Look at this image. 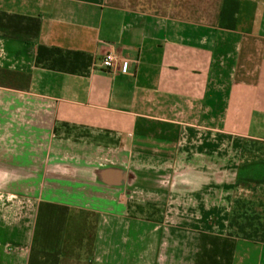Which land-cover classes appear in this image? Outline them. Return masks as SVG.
<instances>
[{
	"label": "crops",
	"instance_id": "crops-1",
	"mask_svg": "<svg viewBox=\"0 0 264 264\" xmlns=\"http://www.w3.org/2000/svg\"><path fill=\"white\" fill-rule=\"evenodd\" d=\"M79 212L90 264H264V0H0V264Z\"/></svg>",
	"mask_w": 264,
	"mask_h": 264
},
{
	"label": "rangeland",
	"instance_id": "rangeland-1",
	"mask_svg": "<svg viewBox=\"0 0 264 264\" xmlns=\"http://www.w3.org/2000/svg\"><path fill=\"white\" fill-rule=\"evenodd\" d=\"M117 57L119 65L122 61L120 56L117 55ZM152 75V73L147 72V79H152ZM187 123L192 124L191 122H185L181 120L171 124L152 119L143 122V125L149 130H157L158 128L164 127L169 130L172 129L176 133L174 138L175 140L173 142L178 145H184L186 129L191 127L193 129L202 127L201 121L193 122V126L191 127L187 126ZM164 124H167V126ZM171 125L174 128H171ZM151 139L154 140L155 137H151ZM101 158V155H99V162L102 161ZM95 223L96 217L91 213L79 212L74 215L65 249L64 264H90L93 253Z\"/></svg>",
	"mask_w": 264,
	"mask_h": 264
},
{
	"label": "built area",
	"instance_id": "built-area-1",
	"mask_svg": "<svg viewBox=\"0 0 264 264\" xmlns=\"http://www.w3.org/2000/svg\"><path fill=\"white\" fill-rule=\"evenodd\" d=\"M101 66L106 70L116 71L118 68V57L116 53L113 51L107 52L102 59Z\"/></svg>",
	"mask_w": 264,
	"mask_h": 264
}]
</instances>
